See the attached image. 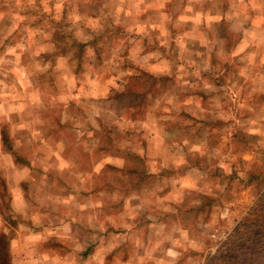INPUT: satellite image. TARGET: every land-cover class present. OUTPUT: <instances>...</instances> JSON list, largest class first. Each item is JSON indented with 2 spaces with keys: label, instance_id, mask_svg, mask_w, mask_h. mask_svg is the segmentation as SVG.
Returning <instances> with one entry per match:
<instances>
[{
  "label": "rangeland",
  "instance_id": "374dc122",
  "mask_svg": "<svg viewBox=\"0 0 264 264\" xmlns=\"http://www.w3.org/2000/svg\"><path fill=\"white\" fill-rule=\"evenodd\" d=\"M2 71L28 104L34 143L16 150L57 153L27 189L57 234L31 264H264V0H0ZM201 83L220 90L204 112ZM149 105L170 164L152 162ZM11 183L2 214L26 235L39 221L14 213Z\"/></svg>",
  "mask_w": 264,
  "mask_h": 264
},
{
  "label": "crops",
  "instance_id": "0c3cea01",
  "mask_svg": "<svg viewBox=\"0 0 264 264\" xmlns=\"http://www.w3.org/2000/svg\"><path fill=\"white\" fill-rule=\"evenodd\" d=\"M207 69V68H206ZM205 69V70H206ZM7 74V72L2 71L0 73V83H2L1 80L6 79V81H8V77H5ZM223 74L221 75H216L215 78L218 79V77H222ZM188 81L183 80V84L185 85V87H187L186 85H190V83H187ZM218 82V80H217ZM197 85V84H195ZM191 87V86H190ZM196 91V92H195ZM218 88H215L214 90H212V93L205 90V86L201 83L199 84V86H197V88L194 90L193 93L190 94H194L196 96V99L198 98V100L195 99L194 103L192 104V108H194V110L196 111H205L207 110L205 107H203V105L206 102L207 97L206 96H218ZM233 91V90H232ZM184 92V91H183ZM190 92V91H189ZM13 91H11L9 88L7 87H0V125H7L10 127V132H6L3 128H1L2 126H0V176L4 175L6 176V178L12 182L8 189L9 191L12 193V197H13V211H15V214L20 213L21 215H23L24 217H26V215L29 213L30 208L33 212H31L32 216H29L32 221H34V219H36L37 221H39L37 224V226L35 227H31L32 229L29 230L26 235H17V229H15V225L16 223L13 221L11 222V220L6 219V217H4V215L2 214V209L0 207V238H4L7 239L9 241V253H10V262L11 264H31L34 261H36L35 256L36 253L38 254L39 250V246L40 244L46 242L47 238L48 240L51 239L52 237L56 236V232H54L53 230L55 229L54 227H50V226H45L42 223V216L46 215L45 212L41 211L38 207L34 206L33 204H29V198L27 196V189L31 183V181L35 180V166L41 165L42 167H40V169L44 172H42L43 174H45L47 172V168L48 165L50 167V159H52L54 157V155H57L56 152L52 153L51 150L45 151V152H39L36 157H34V159H31V155L32 154H26V153H20L18 152L16 149L17 147V141H21L25 142V143H34L31 139H32V135H28L29 134V130L27 129L28 124H29V118L27 119H23L22 116L24 115V113L27 111L28 109V104L24 103V101L19 102L16 99H14V95H13ZM154 93H152V97H154ZM153 100H157V97L155 96V98L152 99ZM90 104V103H89ZM218 105V103H217ZM87 106V105H86ZM89 106V105H88ZM87 106V107H88ZM215 111L218 109L216 105H214ZM222 107V106H221ZM149 114H150V118L149 121H151V123H154L155 126V131L153 134H149L146 138V140L149 142V147L152 148L151 151L157 152L156 156L153 158L152 162L153 163H158L160 162V160H165L166 163H172V159H174V157H170V149H169V141L171 142L172 137H174L172 135V131H165L163 128H161L160 126H158V123L156 121V114L152 113L154 112V110H157V106L156 105H149ZM188 108L185 109L184 111H186L187 113L190 114V112H188ZM189 110V111H190ZM88 112L91 115L94 116H101L103 118V124L108 127V126H112L114 124L112 123H108L104 120V117L106 116V114L108 112H110L111 114L113 113V111L110 109L108 112H103L102 114H99L98 112H94L92 110L88 109ZM109 114V113H108ZM201 115H203V113H200ZM192 116L194 114H191ZM189 116L188 118L192 117ZM196 117V115L194 116ZM191 119V118H190ZM203 120H205V122H210L209 118H205L201 116H197V118L195 120H192V122H201L204 123ZM4 122V123H2ZM173 122V121H172ZM171 122V123H172ZM190 121L187 122L188 125H190ZM186 124V125H187ZM117 125V124H116ZM118 127L120 126L119 124L117 125ZM139 127V125H137ZM116 126L110 127V130H117ZM19 129H25V132H21L19 134L16 133V131ZM107 129V128H106ZM144 129L143 124H140V128L139 131L141 132ZM120 130L116 131V134L114 133L112 136H114L116 139L114 141V143H118L120 142V140L122 139V137L120 136ZM25 136H28V139L25 138ZM30 136V138H29ZM7 137V139L5 138ZM178 137V136H177ZM200 138V137H199ZM198 138V139H199ZM114 139V138H112ZM182 140H186L187 141V137H182ZM6 140H8L6 142ZM126 142H128V137H126L125 139ZM141 143H143V139L141 141ZM9 144V145H8ZM166 144V145H163ZM198 144V143H196ZM13 150H12V149ZM188 149H190V147H188ZM196 149V148H195ZM198 152L203 153L204 151L207 152V154L211 155V150H206V148H204L201 145H198L197 148ZM191 151V150H190ZM189 151V152H190ZM170 153V154H169ZM54 154V155H52ZM137 155H140L141 157H143V153L139 152ZM158 155V156H157ZM58 158H61L60 155H58ZM174 161V160H173ZM175 162V161H174ZM169 163V164H170ZM57 166V164H55V167ZM55 169V168H54ZM40 170V171H41ZM3 181H4V177ZM6 185L8 186L7 182H5L4 186L6 187ZM2 188L0 187V190ZM43 189V187L40 186L37 187V190H41ZM46 187L43 189L45 190ZM0 201H1V197H0ZM1 206V203H0ZM29 206V207H28ZM30 214V213H29ZM19 215V214H18ZM23 216H21L23 218ZM19 216V218H21ZM14 219V218H12ZM13 223V224H12ZM15 224V225H14ZM29 225H31L30 222H28ZM44 225V226H43ZM28 241L25 242V244H21L23 242H21V240ZM47 240V241H48ZM44 241V242H43Z\"/></svg>",
  "mask_w": 264,
  "mask_h": 264
},
{
  "label": "trees",
  "instance_id": "16d2710c",
  "mask_svg": "<svg viewBox=\"0 0 264 264\" xmlns=\"http://www.w3.org/2000/svg\"><path fill=\"white\" fill-rule=\"evenodd\" d=\"M234 232H237V230H235ZM5 240L6 239H4V238H0V251H1L2 255L4 254V257L6 258L7 256L9 257V249L7 250L4 245H1L2 243H4ZM8 248H9V245H8ZM2 259L3 258L0 255V262H1ZM7 261H8V259H7ZM7 261L5 260V264H11V262L7 263Z\"/></svg>",
  "mask_w": 264,
  "mask_h": 264
}]
</instances>
